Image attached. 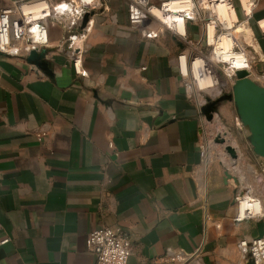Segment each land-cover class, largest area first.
Returning a JSON list of instances; mask_svg holds the SVG:
<instances>
[{"label": "crops", "instance_id": "obj_1", "mask_svg": "<svg viewBox=\"0 0 264 264\" xmlns=\"http://www.w3.org/2000/svg\"><path fill=\"white\" fill-rule=\"evenodd\" d=\"M13 1L0 0V10ZM168 1L176 0L150 4ZM127 3L98 0L90 12L87 36L75 44L86 75L67 55V37L79 28L48 22L36 64L0 53V264H94L86 240L101 228L128 234L127 264H181L172 260L180 254L190 257L183 264H250L237 244L257 237L258 221L236 222L235 198L260 189L264 159L252 153L230 101L213 116L236 123L243 161L257 171L230 170L236 184L222 161L201 158L205 116L183 87L182 45L168 32L144 38L128 23ZM186 33L199 38L196 26ZM249 38L254 72L264 73V33L252 24Z\"/></svg>", "mask_w": 264, "mask_h": 264}, {"label": "built area", "instance_id": "obj_2", "mask_svg": "<svg viewBox=\"0 0 264 264\" xmlns=\"http://www.w3.org/2000/svg\"><path fill=\"white\" fill-rule=\"evenodd\" d=\"M185 6L180 15L184 22L185 32L177 35L174 30L165 26L153 14V5L150 0H127L128 23L137 29L146 39H156L161 34L169 32L181 43L182 50L177 56L183 87L189 100L197 103L199 111L206 105L202 101L200 93L195 94L194 81L197 77L208 75L215 81H221L218 88L230 93L234 83L235 73L245 71L249 79L264 86V73H255L254 68L258 62L255 48L246 42L251 34L252 24L264 33V16L256 18V14L264 9V0H176ZM98 0H15L9 7L0 10V53L9 57H27L33 51H40L49 45L47 23L53 22L62 26L68 32L73 29H81L79 37L70 34L67 37L68 57L72 62L73 69L77 75H86L81 70V52L75 45L78 39L87 36V24L81 28V22L85 15L98 8ZM171 1L160 4L157 9L167 13L165 5ZM40 5L38 15L26 8ZM225 9V14L219 13V7ZM157 22L160 24L158 30H149L146 23ZM188 25L196 26L199 38L194 40L186 33ZM249 30L245 34V29ZM210 29L212 32L210 33ZM227 37L231 40L229 47H223L221 40ZM250 40V38H249ZM240 64L236 65V61ZM199 66L195 68V62ZM239 67V68H238ZM144 70V68H141ZM185 71V73H184ZM225 80V83L222 82ZM212 90V89H211ZM207 100V99H206ZM202 133L204 140L200 145V155L204 159L207 156L208 140L207 128L209 123L204 117L202 120ZM43 134H37L39 141ZM257 192L247 190L245 194H239L235 198L238 207L236 222L244 220L263 221L264 223V182L262 179L256 181ZM246 198L256 199L254 203V214L247 212L241 216L240 205ZM257 206V208H256ZM6 240L1 243H5ZM87 249L95 256L94 264H127L132 254L131 242L126 232L120 229L101 228L93 231L86 240ZM241 258L251 264H264V235L262 238H253L249 241L240 240L237 244ZM198 256V250L194 254ZM194 256V257H195ZM192 257V256H191ZM189 256L180 254L172 260L187 262Z\"/></svg>", "mask_w": 264, "mask_h": 264}, {"label": "water", "instance_id": "obj_3", "mask_svg": "<svg viewBox=\"0 0 264 264\" xmlns=\"http://www.w3.org/2000/svg\"><path fill=\"white\" fill-rule=\"evenodd\" d=\"M88 20L89 15H85L81 22V28L86 26ZM40 56L36 51H33L28 55L27 61L30 64H36V60ZM224 101L233 103L237 119L248 133L246 139L248 145L251 147L253 154L264 159V86L249 79L247 72L237 71L230 93L217 100L210 101L207 99L206 105L201 108V113L208 122H212L213 113H215L217 106ZM214 142L219 145L225 144L224 139L221 137H217ZM224 152L232 161H236L237 155L234 148L226 145ZM225 177L228 180L232 178L227 171ZM233 180L238 184L236 178L233 177ZM256 230V238H262L264 235L263 221L256 223Z\"/></svg>", "mask_w": 264, "mask_h": 264}, {"label": "rangeland", "instance_id": "obj_4", "mask_svg": "<svg viewBox=\"0 0 264 264\" xmlns=\"http://www.w3.org/2000/svg\"><path fill=\"white\" fill-rule=\"evenodd\" d=\"M246 42L250 43L249 37H247ZM222 82L225 83V80L222 79ZM206 87H208V86L206 85ZM219 91H221V88H217V91H215V90H209L206 92L203 91L202 93H200L202 101H206V99H209L210 101L217 100L218 98L229 94V92L224 90V89H222L221 93H219ZM233 117L237 120L238 123H240L237 119L235 112L233 114ZM213 118L214 119L212 120L211 123H209L207 131H206L207 140L209 142L208 148L206 149L207 154L209 153V154H211L212 158H216V159L222 161V164L225 167L226 171L232 176V178L230 180L234 181L233 177L236 178V180H237V177L235 175L233 176L232 172L235 174H239V175L246 174L249 177L251 175L250 173L256 172L257 170L255 171V168L248 161H245V160L243 161V158H245V154L247 152L242 150V146H243L242 143H244L243 142L244 139L242 140L241 135L239 134V131L236 129V126H235L236 123L234 124V121H233V123L231 122L230 124H227L226 121H224V119L222 117H219L217 114H215L213 116ZM239 127L242 128V130H245L241 124ZM217 137H221L222 139H224L226 145L229 144L230 146H237L239 148L240 157L238 156L239 160L236 161L235 165H232L230 157L224 152V147H222V145L216 144L214 142ZM237 162L238 163L242 162L243 167H241L240 164L238 165ZM224 163H226V164H224ZM249 167L252 168L251 172L249 171V169H250ZM247 168H248V170H247ZM257 179H262L264 182V175H261V173H259V176L257 177ZM254 186H256V183L254 184Z\"/></svg>", "mask_w": 264, "mask_h": 264}, {"label": "bare ground", "instance_id": "obj_5", "mask_svg": "<svg viewBox=\"0 0 264 264\" xmlns=\"http://www.w3.org/2000/svg\"><path fill=\"white\" fill-rule=\"evenodd\" d=\"M165 8H167V13H163L161 10L155 8L153 9V14L154 16L157 18V20L161 21L165 26L169 27L170 29L174 30L175 33L177 35H182L185 31L184 28V22L181 20L180 15H178L179 13L182 12V10L185 8V6L181 5L179 2L177 1H173V2H169L168 4L165 5ZM41 6L37 5V6H32L29 8H26V11H32L35 15H38L40 12ZM219 13L221 15L225 14V9L224 7L220 6L219 7ZM262 25L264 26V22H262ZM212 32V30L210 29V33ZM231 43V40H228L227 37H224L221 40V45L223 47H229ZM199 62H195V68H197L199 65ZM240 64V60L236 61V65ZM239 68V67H238ZM185 73V71H184ZM221 81H215L213 80L211 77H209L208 75H205L203 77H197L195 78L194 81V86H195V94L198 97V92L201 90H205V89H209V90H215L217 91V86H219ZM206 85L208 87H206ZM208 90V91H209ZM217 93V92H216ZM199 98V97H198ZM213 120V119H212ZM257 200L252 199V198H246L245 200L242 201L241 203V210L242 211H246V212H250L252 214L255 213V211L257 209H255L254 203ZM257 208V206H256ZM244 215V214H243ZM242 215V216H243Z\"/></svg>", "mask_w": 264, "mask_h": 264}]
</instances>
